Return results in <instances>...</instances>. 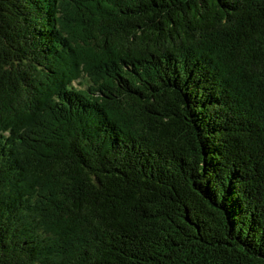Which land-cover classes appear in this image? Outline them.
Returning <instances> with one entry per match:
<instances>
[{
    "label": "trees",
    "instance_id": "1",
    "mask_svg": "<svg viewBox=\"0 0 264 264\" xmlns=\"http://www.w3.org/2000/svg\"><path fill=\"white\" fill-rule=\"evenodd\" d=\"M0 264H264V0H0Z\"/></svg>",
    "mask_w": 264,
    "mask_h": 264
}]
</instances>
